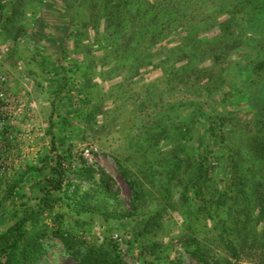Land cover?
<instances>
[{
    "label": "trees",
    "instance_id": "trees-1",
    "mask_svg": "<svg viewBox=\"0 0 264 264\" xmlns=\"http://www.w3.org/2000/svg\"><path fill=\"white\" fill-rule=\"evenodd\" d=\"M88 1L84 12L88 22L83 18L81 28L90 27L88 32H93V40L97 38L99 44L110 40L113 51L131 53L134 61H138V69L145 65L143 70L168 73L199 89L198 102L192 111L195 153L191 156V144L190 149L180 151L176 158L181 163L188 156L194 163L184 193L191 198L195 216L213 224L215 236L206 244L185 233L173 240L170 250H161L159 242L145 243L143 236L159 225L160 213L135 212L141 191L122 169L134 194L131 228L136 233L134 237L143 238L138 247L143 263L175 264L172 250L179 246L199 264H264V0ZM53 3V0H0L3 36L18 43V35L27 37L41 19L37 12L27 32L25 25L15 29L25 18L27 8L50 10ZM68 18L70 27L74 26L75 17ZM71 35L68 32L67 38ZM55 66L51 67V73L65 83L57 82L51 102L54 108L62 90L73 93L65 73L61 74ZM71 107L65 108L61 117L63 126L69 125L68 118L74 114ZM1 114L0 124L4 119ZM249 116L254 124L250 125L253 134L249 136L248 152L263 170V178L253 181L246 176L241 152L234 143L230 146L229 141L234 140L231 137ZM54 127L55 124H50L49 149L35 164L24 167L15 179L0 176V264H46V241L51 238L62 245L66 256L76 264H125L111 240L98 245L70 230L67 221L72 217L63 210V199L81 206L74 209L76 216L81 211L107 214L111 183L103 171L97 170L93 193L89 191L77 198V187L69 192L70 175L92 181L96 169L74 152L69 135L63 131L55 135ZM3 140L6 139L0 131V144ZM2 163L6 159L0 148V170L4 167ZM176 163L177 160L173 167ZM217 166L222 167L224 175L218 194L205 186ZM171 175H175V170ZM225 206L228 213L222 217L219 210ZM216 249L222 255L216 254Z\"/></svg>",
    "mask_w": 264,
    "mask_h": 264
},
{
    "label": "rangeland",
    "instance_id": "rangeland-1",
    "mask_svg": "<svg viewBox=\"0 0 264 264\" xmlns=\"http://www.w3.org/2000/svg\"><path fill=\"white\" fill-rule=\"evenodd\" d=\"M53 1L50 10L27 8L25 18L15 29L25 25L27 32L37 12L41 19L35 33L29 31L27 37L18 35V43L9 40V36L4 37L5 30L0 27V47L3 48L0 74L6 77L5 92L9 99L15 98L24 106L21 112L14 114V111L1 112L0 104L4 118L0 131L6 139L0 144L6 159L0 176L15 179L24 167L35 164L50 147L49 130L53 123V133L66 132L75 145L74 152L96 169L92 181L70 175L69 192L77 187V198L89 191L93 193L98 180L97 170L103 171L111 183V204L107 214L81 211L76 216L74 209L81 206L63 199V210L72 217L67 222L73 233L98 245L111 240L125 264H144L138 251L143 238L149 245L159 242L161 250H170L173 240L185 233L209 244V239L215 236L213 224L195 216L191 198L184 193L194 163L188 156L181 163L176 158L180 151L190 149L191 144V156L195 153L192 111L198 102L196 91L199 89L191 88L168 73L162 75L158 70H143L145 65L138 69V61H134L131 53L113 51L110 40L103 44H99L97 38L93 40V32H88L90 27L81 28L83 18L88 22V15L84 14L88 0L82 1L83 6L81 0ZM68 17H75L74 26L70 27ZM68 32L73 33L69 38ZM54 65L61 74L65 73L73 90V93L60 92L56 108L51 102L58 83L63 85L65 81H59L60 76L51 73ZM9 75L15 79L11 87ZM63 88L70 89L69 86ZM200 93L203 95L204 91ZM88 101L89 105L84 106ZM70 106L74 114L68 118L69 125L63 126L61 117ZM247 124L248 128L245 127ZM253 124L254 119L247 117L231 137L234 140H229L230 146L234 143L241 152L249 181L263 178L262 167L247 147L249 136L253 134L250 125ZM187 130H190L189 134ZM175 160L176 167H173ZM122 169L138 183L141 191L135 212L160 213L159 225L143 238L134 237L136 233L131 228L134 224L131 215L135 213L134 194ZM173 170L174 176L171 175ZM223 176L222 167L217 166L212 178L205 183L206 188L221 193ZM219 213L225 217L227 207H222ZM46 246V264H76L66 256L57 240L47 239ZM222 253L216 249V254ZM172 259L175 264H199L179 246L173 248Z\"/></svg>",
    "mask_w": 264,
    "mask_h": 264
},
{
    "label": "built area",
    "instance_id": "built-area-1",
    "mask_svg": "<svg viewBox=\"0 0 264 264\" xmlns=\"http://www.w3.org/2000/svg\"><path fill=\"white\" fill-rule=\"evenodd\" d=\"M3 51V48L0 47V52ZM5 86H6V77L2 74H0V104L1 112H8L14 111V114L17 112H21L23 109V105L21 103H18L15 98L9 99L7 97V94L5 92Z\"/></svg>",
    "mask_w": 264,
    "mask_h": 264
},
{
    "label": "crops",
    "instance_id": "crops-1",
    "mask_svg": "<svg viewBox=\"0 0 264 264\" xmlns=\"http://www.w3.org/2000/svg\"><path fill=\"white\" fill-rule=\"evenodd\" d=\"M2 58V57H1ZM1 60V59H0ZM10 60V59H9ZM11 65H12V61L11 62H9ZM2 65H3V63H1ZM11 67V66H10ZM1 69V68H0ZM5 75H6V73H5ZM14 77H12L11 75H9L8 76V81H9V83H10V87L11 86H13V84L15 83V81H13V80H15V79H13Z\"/></svg>",
    "mask_w": 264,
    "mask_h": 264
}]
</instances>
